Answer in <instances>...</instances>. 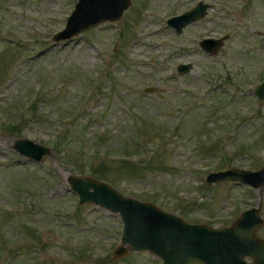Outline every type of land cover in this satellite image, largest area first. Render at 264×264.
<instances>
[{
	"label": "rangeland",
	"instance_id": "obj_1",
	"mask_svg": "<svg viewBox=\"0 0 264 264\" xmlns=\"http://www.w3.org/2000/svg\"><path fill=\"white\" fill-rule=\"evenodd\" d=\"M131 1L119 21L56 42L78 0H0V264H162L115 259L120 214L81 205L70 175L190 223L230 226L253 207L264 218V187L206 183L264 167V0H203L208 15L181 35L168 19L200 0ZM225 35L215 56L200 47ZM25 138L51 153L22 156Z\"/></svg>",
	"mask_w": 264,
	"mask_h": 264
},
{
	"label": "water",
	"instance_id": "obj_2",
	"mask_svg": "<svg viewBox=\"0 0 264 264\" xmlns=\"http://www.w3.org/2000/svg\"><path fill=\"white\" fill-rule=\"evenodd\" d=\"M131 3V0H78L65 28L54 36V40H70L105 22L119 21ZM211 8L210 3L200 0L192 9L168 19L167 24L181 35L188 26L206 17ZM229 37L205 38L200 47L215 56ZM193 68L192 63H181L177 71L184 75ZM146 91L158 90L147 87ZM255 93L263 104L264 81L257 85ZM14 148L35 162H41L51 153L50 147L28 138L17 139ZM68 181L72 191L79 195L81 205L94 204L120 214L124 226L122 243L113 252L115 259L129 251H149L162 259V264H264V239L257 236L264 218L258 207L243 211L230 226L217 227L190 223L153 203L125 196L110 184L93 177L70 175ZM220 182L244 183L255 189L264 187V167L259 170L229 168L213 171L207 176L208 186Z\"/></svg>",
	"mask_w": 264,
	"mask_h": 264
},
{
	"label": "trees",
	"instance_id": "obj_3",
	"mask_svg": "<svg viewBox=\"0 0 264 264\" xmlns=\"http://www.w3.org/2000/svg\"><path fill=\"white\" fill-rule=\"evenodd\" d=\"M59 143H53L54 147L58 146ZM92 173L94 174H100L98 171L96 170H92Z\"/></svg>",
	"mask_w": 264,
	"mask_h": 264
}]
</instances>
